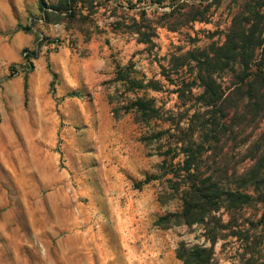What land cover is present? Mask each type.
<instances>
[{"label":"rangeland","instance_id":"1","mask_svg":"<svg viewBox=\"0 0 264 264\" xmlns=\"http://www.w3.org/2000/svg\"><path fill=\"white\" fill-rule=\"evenodd\" d=\"M227 5L213 6L211 22L193 28L159 27L148 51L134 23L141 11L149 19L170 11L166 1L0 0V264H184L179 254L192 252L211 264H264V203L245 209L238 235L218 229L229 218L223 207L204 220L209 225L155 223L180 211L170 189L178 179L168 173L138 183L161 167L178 168L183 154L168 133L146 140L148 126L132 113L114 117L108 100L121 87L106 81L131 62L161 81L149 94L164 115L180 116L159 63L210 41L229 21ZM210 225L218 229L214 241Z\"/></svg>","mask_w":264,"mask_h":264},{"label":"trees","instance_id":"2","mask_svg":"<svg viewBox=\"0 0 264 264\" xmlns=\"http://www.w3.org/2000/svg\"><path fill=\"white\" fill-rule=\"evenodd\" d=\"M165 1L170 11L150 19L141 11L142 22L134 23L136 40L146 44L148 51L155 46L159 27L179 32L184 26L193 28L195 22H211V8L228 1L229 21L212 31L210 41L172 53L167 65L159 63L160 74L174 86L172 92L177 93L182 113L179 117L176 113L165 116L163 107L149 94L161 90V81L141 74L131 62L117 66L114 77L106 81L121 87L109 93L108 100L115 103L114 117L132 113L136 122L148 126L146 140L168 133L183 154L178 168L161 167L159 174L138 183L140 186L168 173L178 179L170 189L180 195V211L161 215L155 223L168 225L175 218L209 225L204 220L223 207L229 218L218 229L234 227L232 232L238 235L241 229L236 228L242 225L245 209L264 203V0H151L159 6ZM185 7L187 11L181 12ZM39 8L48 18L44 6ZM215 34L222 35L223 41L214 40ZM32 55L30 52L26 58ZM157 120L169 122V126L150 127ZM172 128L175 132L170 133ZM218 229L210 225L212 241ZM179 256L184 264H211L209 255L205 260H195L193 252L189 258Z\"/></svg>","mask_w":264,"mask_h":264},{"label":"built area","instance_id":"3","mask_svg":"<svg viewBox=\"0 0 264 264\" xmlns=\"http://www.w3.org/2000/svg\"><path fill=\"white\" fill-rule=\"evenodd\" d=\"M27 56H28L27 53H24V62L22 64V68H24V69H30L31 68V64H30L31 60H30V58H26Z\"/></svg>","mask_w":264,"mask_h":264}]
</instances>
